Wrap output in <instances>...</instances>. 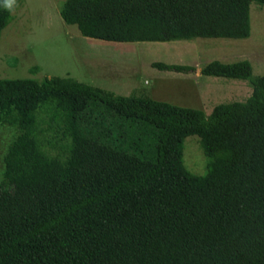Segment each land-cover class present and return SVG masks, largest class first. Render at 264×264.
<instances>
[{
	"label": "trees",
	"instance_id": "16d2710c",
	"mask_svg": "<svg viewBox=\"0 0 264 264\" xmlns=\"http://www.w3.org/2000/svg\"><path fill=\"white\" fill-rule=\"evenodd\" d=\"M2 2L0 36L13 19ZM251 2L264 4L64 0L59 13L105 41L247 38ZM200 73L247 80L251 93L206 114L72 77L0 78V125L15 129L2 156L0 264H264V74L247 59ZM191 135L203 175L183 162Z\"/></svg>",
	"mask_w": 264,
	"mask_h": 264
},
{
	"label": "rangeland",
	"instance_id": "374dc122",
	"mask_svg": "<svg viewBox=\"0 0 264 264\" xmlns=\"http://www.w3.org/2000/svg\"><path fill=\"white\" fill-rule=\"evenodd\" d=\"M63 1L16 0L13 19L0 36V78L72 77L116 94H147L209 114L218 103L244 101L251 87L247 80L201 74L207 62L247 59L253 76L264 74V4L251 2L247 38L113 42L83 36L74 24L65 23L59 13ZM156 61L187 64L194 70H159L152 66ZM14 132L0 125V184L2 156ZM183 162L195 175L207 170V157L195 135L184 140Z\"/></svg>",
	"mask_w": 264,
	"mask_h": 264
},
{
	"label": "clouds",
	"instance_id": "9594fccd",
	"mask_svg": "<svg viewBox=\"0 0 264 264\" xmlns=\"http://www.w3.org/2000/svg\"><path fill=\"white\" fill-rule=\"evenodd\" d=\"M2 6L9 12L14 11L16 7V0H3Z\"/></svg>",
	"mask_w": 264,
	"mask_h": 264
}]
</instances>
